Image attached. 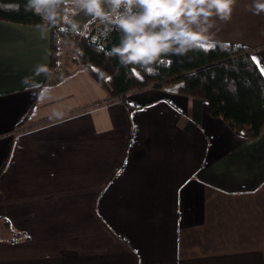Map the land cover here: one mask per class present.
Instances as JSON below:
<instances>
[{"label":"crops","instance_id":"crops-1","mask_svg":"<svg viewBox=\"0 0 264 264\" xmlns=\"http://www.w3.org/2000/svg\"><path fill=\"white\" fill-rule=\"evenodd\" d=\"M252 4L215 19L209 44L261 69ZM49 41L0 20V264H264V134L170 84L112 98L61 47L49 70Z\"/></svg>","mask_w":264,"mask_h":264},{"label":"trees","instance_id":"trees-1","mask_svg":"<svg viewBox=\"0 0 264 264\" xmlns=\"http://www.w3.org/2000/svg\"><path fill=\"white\" fill-rule=\"evenodd\" d=\"M72 15L65 10L57 21L47 3L33 6L30 0H0L1 21L49 29V70L58 64L59 39L68 38L75 44L76 60L112 98L124 100L129 92L172 84L177 93L206 101L211 115L221 118L236 134H264V75L249 48L215 42L208 44L215 45L212 48L205 45L182 56H167L148 72L120 63L112 51L120 42L119 29L106 32L107 21L92 17L76 32Z\"/></svg>","mask_w":264,"mask_h":264},{"label":"clouds","instance_id":"clouds-1","mask_svg":"<svg viewBox=\"0 0 264 264\" xmlns=\"http://www.w3.org/2000/svg\"><path fill=\"white\" fill-rule=\"evenodd\" d=\"M33 6L47 3L57 21L67 10L107 21L121 32L112 51L125 66L151 72L163 58L182 56L213 40L215 19L228 21L237 0H30ZM254 14L264 12V0H253ZM72 27L77 25L72 23Z\"/></svg>","mask_w":264,"mask_h":264},{"label":"rangeland","instance_id":"rangeland-1","mask_svg":"<svg viewBox=\"0 0 264 264\" xmlns=\"http://www.w3.org/2000/svg\"><path fill=\"white\" fill-rule=\"evenodd\" d=\"M251 6V4H250ZM99 27L101 29H104V25L103 24H99ZM62 42V43H61ZM61 47L62 49V52H63V55L65 56H70V57H74V48H75V44L73 41H71L70 39L68 38H60L59 39V48ZM76 59V58H75ZM58 60H59V52H58ZM58 63V62H57ZM172 85V84H170ZM173 86V85H172Z\"/></svg>","mask_w":264,"mask_h":264},{"label":"snow or ice","instance_id":"snow-or-ice-1","mask_svg":"<svg viewBox=\"0 0 264 264\" xmlns=\"http://www.w3.org/2000/svg\"><path fill=\"white\" fill-rule=\"evenodd\" d=\"M207 47L212 48V47H215V45H208ZM252 59L257 63V65H259L258 58L253 57ZM260 71H261V74L264 75V68H261Z\"/></svg>","mask_w":264,"mask_h":264}]
</instances>
